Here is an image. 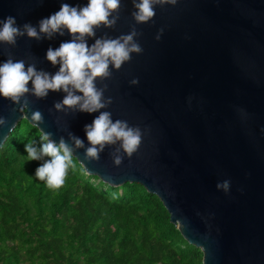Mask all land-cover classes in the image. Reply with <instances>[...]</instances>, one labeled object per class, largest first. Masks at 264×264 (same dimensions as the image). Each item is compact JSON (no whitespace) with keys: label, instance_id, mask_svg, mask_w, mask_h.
Masks as SVG:
<instances>
[{"label":"water","instance_id":"water-1","mask_svg":"<svg viewBox=\"0 0 264 264\" xmlns=\"http://www.w3.org/2000/svg\"><path fill=\"white\" fill-rule=\"evenodd\" d=\"M62 3L83 6L86 0H0V19L14 16L18 26L38 29ZM134 10L133 0H121L115 25H101L86 39L91 46L137 33L142 52L119 69L110 65L111 75L95 81L111 98L101 111L141 129L137 152L113 166L117 143L86 161L84 127L100 113L57 112L54 105L65 95L59 91L43 98L29 91L15 105L0 99L6 120L0 149L39 111L37 130L51 133L54 142L84 141L73 158L87 176L112 188L138 184L157 197L170 224L202 253V264H264V0H155L154 17L141 24ZM69 39L66 32L50 39L20 36L15 44L0 43V62L23 60L26 68L55 74L59 64L47 62L46 52ZM224 181H230L227 193L217 188Z\"/></svg>","mask_w":264,"mask_h":264},{"label":"trees","instance_id":"trees-1","mask_svg":"<svg viewBox=\"0 0 264 264\" xmlns=\"http://www.w3.org/2000/svg\"><path fill=\"white\" fill-rule=\"evenodd\" d=\"M38 135L22 120L0 149V264H202L140 185L109 187L74 158L61 188L36 180Z\"/></svg>","mask_w":264,"mask_h":264},{"label":"clouds","instance_id":"clouds-1","mask_svg":"<svg viewBox=\"0 0 264 264\" xmlns=\"http://www.w3.org/2000/svg\"><path fill=\"white\" fill-rule=\"evenodd\" d=\"M167 2L174 5L177 0ZM154 3L155 0H133V20L137 24L151 20L155 15ZM120 4L121 0H86L83 6L62 3L57 12L39 21L38 29L27 23L18 26L14 16L0 19V43L3 44H15L20 36L38 40L43 35L50 39L55 34L64 35L66 32L71 37L58 48H49L46 52L47 62L53 66L59 64L55 74L38 71L34 64L26 68L23 60L13 61L9 58L0 62V99L9 100L15 105L29 91L37 98L46 97L50 91H59L65 95L61 102L54 105L57 112L73 109L89 115L99 112L92 123L84 127L89 145L85 148L84 157L86 161H97L106 145L119 143L112 159L116 167L121 165L123 158H130L137 152L142 131L139 127L129 126L125 120L113 121L110 112L101 111L111 103V98H104V89L97 88L95 81L108 78L111 75L110 65L113 69H119L131 59V54H140L142 48L135 40L137 33L134 30L116 39H96L91 46H88L86 38L94 37L95 30L101 25L106 28L114 26L118 19L114 13ZM161 34L162 30L157 34V40ZM30 81L31 89L27 87ZM137 83L136 79L130 81L132 86ZM26 109L27 101L19 111L25 113ZM24 119L28 120L27 117ZM42 122V114L39 111L33 112L31 126L37 129ZM5 125L6 120L0 117V128ZM51 135L39 130L38 147L29 140L24 150L27 154L26 162L42 161L35 170V179L42 181L49 189L56 190L65 183L69 166L73 163L74 151L84 148L85 144L74 136L70 137L71 144L63 138L56 143ZM229 187L230 181L217 185L226 193Z\"/></svg>","mask_w":264,"mask_h":264}]
</instances>
